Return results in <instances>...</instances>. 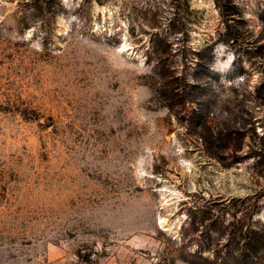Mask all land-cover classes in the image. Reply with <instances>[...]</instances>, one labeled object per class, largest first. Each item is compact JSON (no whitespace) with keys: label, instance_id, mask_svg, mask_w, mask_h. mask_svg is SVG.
I'll list each match as a JSON object with an SVG mask.
<instances>
[{"label":"rangeland","instance_id":"obj_1","mask_svg":"<svg viewBox=\"0 0 264 264\" xmlns=\"http://www.w3.org/2000/svg\"><path fill=\"white\" fill-rule=\"evenodd\" d=\"M0 264H264V0H0Z\"/></svg>","mask_w":264,"mask_h":264}]
</instances>
